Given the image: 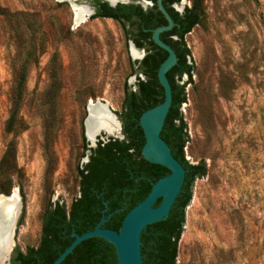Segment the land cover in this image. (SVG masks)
<instances>
[{
  "label": "rangeland",
  "instance_id": "1",
  "mask_svg": "<svg viewBox=\"0 0 264 264\" xmlns=\"http://www.w3.org/2000/svg\"><path fill=\"white\" fill-rule=\"evenodd\" d=\"M71 5L0 0V159L15 146L0 187L9 182L7 196L17 190L21 201V248L38 243L50 203L69 206L79 194L88 101L105 103L122 132L125 90L145 79L134 71L140 60L122 25L93 15L77 22ZM184 42L193 64L191 76L181 78L184 155L202 164L204 175L193 183L175 264H264V0H200L199 22ZM26 58L18 122L7 132Z\"/></svg>",
  "mask_w": 264,
  "mask_h": 264
},
{
  "label": "trees",
  "instance_id": "2",
  "mask_svg": "<svg viewBox=\"0 0 264 264\" xmlns=\"http://www.w3.org/2000/svg\"><path fill=\"white\" fill-rule=\"evenodd\" d=\"M105 12H96L93 17H106L118 21L125 29L127 39L136 48H144L145 56L135 61V72L143 74L138 78L136 90H125L119 118L122 122V140L98 139L96 147L90 149L89 162L78 169L79 194L69 206L59 201L50 203L41 214V241L31 249H49L47 264H52L74 240V235L95 228L105 218L103 228L118 230L126 213L141 202L150 192L153 182L169 174L164 166L149 163L143 159L141 149L145 136L139 118L146 110L164 100V90L160 85L157 72L167 57V52L152 40V31L166 23L163 14L156 6L147 11L133 5L117 8L107 7ZM179 1V0H174ZM107 9V10H106ZM175 20L169 31L161 32L160 39L175 52L177 61L166 72L171 87L172 101L165 117L160 137L169 146L172 155L185 170L180 192L165 219L147 225L140 234L141 257L143 264H175L177 242L185 222V208L192 196V187L196 178L204 175L202 164H191L184 155L187 141L186 126L183 123L180 107L185 103V85L181 83L183 75L191 76L193 64L190 63V51L184 42V36L199 22L200 0H193L191 7L179 15L173 9H167ZM4 11L0 8V14ZM27 58L19 66L16 83L11 99V108L6 120L5 130L13 132L18 122V113L22 100L27 74ZM85 147L86 138L83 137ZM15 156V146L10 143L0 159V174L6 178L5 171L11 170V160ZM2 171V172H1ZM10 183L0 187V193L8 194ZM158 199L154 206L160 203ZM60 264H118L114 246L101 237H90L80 242Z\"/></svg>",
  "mask_w": 264,
  "mask_h": 264
},
{
  "label": "water",
  "instance_id": "3",
  "mask_svg": "<svg viewBox=\"0 0 264 264\" xmlns=\"http://www.w3.org/2000/svg\"><path fill=\"white\" fill-rule=\"evenodd\" d=\"M115 4L116 2H111V5ZM83 5L90 10L88 16L92 15L94 10L87 4ZM158 7L167 20V25L157 27L152 31L153 42L167 52V57L160 64L157 72L158 81L164 90V100L162 103L143 112L139 118V125L145 136V143L141 149L143 159L149 163L164 166L169 170V174L152 183L148 195L126 213L118 230L103 228L102 224L104 223L105 218L102 217L94 229L84 232L81 235L73 234L74 240L52 264H60L80 242L90 237H101L110 242L115 248L118 264H143L140 240L142 230L147 225L165 219L169 214L175 198L180 192L184 181L185 170L179 161L172 155L167 143L160 137V132L172 101L171 87L166 77V72L176 63L177 57L173 49L159 37L161 32L172 28L173 21L164 9L161 0H158ZM131 51L133 59H142L144 52L139 53L134 44L131 45ZM133 52L136 54L134 55ZM91 107H98L107 110L116 121L115 116L110 112L105 103H102L101 101H88L86 106L87 115L84 119V130L85 138L89 141L90 146H94L98 139L103 138L106 139L105 141H108L109 138L122 140L124 135L120 132L119 123L116 124L117 127L115 133L110 134L105 131V129L99 128L98 132L94 134L92 138L88 135L87 121L90 118ZM152 119L155 123H152ZM14 191L18 201V216L21 201L17 190H13L8 196L1 194L0 198H10ZM158 199H161L160 203L157 206H154ZM17 216L15 218L12 214L10 216V223L12 224L10 225L8 236H11L14 232Z\"/></svg>",
  "mask_w": 264,
  "mask_h": 264
},
{
  "label": "flooded vegetation",
  "instance_id": "4",
  "mask_svg": "<svg viewBox=\"0 0 264 264\" xmlns=\"http://www.w3.org/2000/svg\"><path fill=\"white\" fill-rule=\"evenodd\" d=\"M99 1L105 2L107 4V7H111V8H117V7H120L123 5H133V6L141 8L143 11H147V10L152 9L156 6V10L160 11L159 7H158V0H99ZM111 2H116V4L111 5ZM185 2H186V0H179V1L161 0V3H162V5L166 11L168 8L173 9L179 15H182L185 12V9L187 7V6H185L186 5ZM86 4L89 5L94 10L93 14H95L98 11L105 12L102 9V3L100 4L99 2H96L95 0H87ZM73 5L74 6H76V5L75 4L71 5L72 10L75 11L73 8ZM77 5L84 6L83 4H77ZM144 6H147V7L145 8ZM177 6H180L181 9H177ZM85 7L86 6H84V9L86 10V14H85V16H86L89 13V9L87 7L86 8ZM167 13L169 14L168 11H167ZM169 16L171 17L170 14H169ZM164 18H165V16H164ZM171 19L173 21V26H174L175 20L172 17H171ZM165 20H166V18H165ZM165 25H167V20H166V23H164L160 26H165ZM160 26H158V27H160ZM173 26H172V28H173ZM171 29H169V30H171ZM169 30H167V31H169ZM142 49H144V48H142ZM145 54H146V50L144 52L143 57L145 56ZM94 147H96V144L94 146H90L89 143L87 142L86 151L88 152V154H87L86 160L84 161L83 166H85L89 162L90 152H91L90 149H92ZM41 229H42V226H41ZM15 230H16V222H15L13 234L11 236L7 237V242L4 244V248H2L3 250L1 252L2 254L0 255V264H47L49 262V259H50V254H52V253H53V255L55 254L54 251H50L49 249H45V248L38 249V250L37 249H31L32 247L36 248L39 245V243L41 241V233H40L39 241L35 246H26L24 248H21L15 242Z\"/></svg>",
  "mask_w": 264,
  "mask_h": 264
},
{
  "label": "bare ground",
  "instance_id": "5",
  "mask_svg": "<svg viewBox=\"0 0 264 264\" xmlns=\"http://www.w3.org/2000/svg\"><path fill=\"white\" fill-rule=\"evenodd\" d=\"M70 4L73 5L74 8V16L75 20L82 21L85 17L86 10L84 6L77 5L75 1L77 0H67ZM86 8V7H85ZM88 13V12H87ZM90 14V10L88 15ZM88 15L86 17H88ZM135 55L136 53L133 52ZM152 123H155L152 119ZM114 118L112 115L104 109L98 107H91L90 108V118L87 121V132L88 135L92 138L94 134H96L99 128L105 129V131L109 132L110 134L115 133L116 125ZM17 208H18V201L15 191L13 192L12 197L10 198H0V255L2 254V248H4V244L7 242V237L10 229L11 219L10 216L15 218L17 216ZM12 217V218H13Z\"/></svg>",
  "mask_w": 264,
  "mask_h": 264
}]
</instances>
